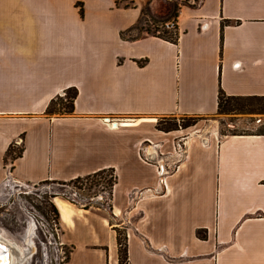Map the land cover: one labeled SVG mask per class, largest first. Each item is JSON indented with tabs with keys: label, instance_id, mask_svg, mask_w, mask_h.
I'll return each mask as SVG.
<instances>
[{
	"label": "crops",
	"instance_id": "1",
	"mask_svg": "<svg viewBox=\"0 0 264 264\" xmlns=\"http://www.w3.org/2000/svg\"><path fill=\"white\" fill-rule=\"evenodd\" d=\"M74 1L0 0V188L115 173L111 209L52 201L72 247L62 264H118L117 222L127 224L130 264H264V134L196 131L165 153L168 134L182 131L154 125L213 116L219 92L264 96V0L179 4L176 42L121 37L149 0H77L83 14ZM67 88L73 112L46 114ZM128 117L137 118L110 126ZM18 141L23 155L5 163ZM163 199L162 241L146 223Z\"/></svg>",
	"mask_w": 264,
	"mask_h": 264
},
{
	"label": "rangeland",
	"instance_id": "2",
	"mask_svg": "<svg viewBox=\"0 0 264 264\" xmlns=\"http://www.w3.org/2000/svg\"><path fill=\"white\" fill-rule=\"evenodd\" d=\"M154 1V0H153ZM157 4L163 3L164 6L167 4L171 6V16L174 15L176 10L177 3L181 4H192L193 2H198L200 0H155ZM77 5L80 4V1H74ZM152 3V2H151ZM135 5V4H134ZM81 6V4L79 5ZM158 6L149 5V1L144 4L141 9V14L138 20L139 30H134L132 35L139 34L142 29L149 28L152 26V18L156 17V14L153 12V8ZM169 15V14H168ZM167 15V16H168ZM159 18V17H157ZM136 22V23H137ZM142 28V29H141ZM129 35V33L127 34ZM126 35V36H127ZM69 95V94H68ZM57 103L54 105L56 109H60V105ZM54 115H63L60 113ZM137 117H128L126 120H134ZM123 119V118H122ZM176 124L177 129L174 131H182L180 133H175L176 136L168 134V138L172 139L167 142L164 146V152H168V148H175L176 140H180L184 136L189 134V137L197 131V134L204 138L207 134L212 133H248V132H259L264 133V113L259 112H242V111H231V112H222L217 111L213 116L207 117H189V116H168L163 118L155 119V127L163 128L168 124ZM188 126H184L188 124ZM166 132V131H165ZM169 133V131H167ZM164 133V132H163ZM164 135V134H163ZM20 141V140H19ZM17 144V148L21 147V142ZM181 144V143H178ZM184 147L185 144H184ZM142 151V145L139 144V152ZM142 153H144L142 151ZM187 153V152H186ZM144 156V154H143ZM144 160V157H143ZM110 174L114 172L112 170H105V173L102 176L106 179L110 178ZM160 172L157 168V179L160 181ZM199 184H205V178L203 175L196 177ZM200 178V179H199ZM105 180H102L101 183L94 184L92 188H89L88 184H81L80 182H62V181H42L35 184H30L32 187L29 189H19L13 188V194L10 196L0 197V237L15 243L20 250L21 256H25V259L21 261V264H62L68 261L72 247L70 245H64L61 237L60 220H54V215L50 213L49 208L51 203H53V198L59 197L64 198L67 201L88 204V207L92 205H103L109 209L110 197L108 194V189L106 187ZM122 181V179H121ZM165 184V179H164ZM163 184V185H164ZM166 185V184H165ZM134 191L133 193H138L142 188H136L135 186L129 189ZM74 191L77 194L76 200H70L69 193ZM98 192L103 193L108 196L103 201H95L94 196ZM107 193V194H106ZM144 193V192H142ZM141 193V194H142ZM129 196V195H128ZM54 204V203H53ZM155 212L150 215L149 220L146 223V230H148L153 237L163 241V228H164V211H165V199L161 200L160 203L154 204ZM111 209V207H110ZM35 222V227L30 233V239L32 242H28L27 225L29 220ZM112 221H115L112 219ZM119 223L118 228L127 226L124 222ZM197 233V232H196ZM207 232L204 234L206 236ZM198 236V234H197ZM26 239V240H25ZM84 251L82 248L77 247L75 251V260H82Z\"/></svg>",
	"mask_w": 264,
	"mask_h": 264
},
{
	"label": "trees",
	"instance_id": "3",
	"mask_svg": "<svg viewBox=\"0 0 264 264\" xmlns=\"http://www.w3.org/2000/svg\"><path fill=\"white\" fill-rule=\"evenodd\" d=\"M149 0V5L152 6V3L155 1ZM152 2V3H151ZM114 3L116 6H122L123 8H129L134 7V2L132 0H114ZM168 4V3H167ZM165 5L160 12H158L156 9H153L154 14H156V17L152 18V26H149V28H144L141 30L140 35L135 34L131 35V38H135L141 35H154L158 38L176 42L177 38L179 36L178 27L175 25L171 29H167L164 26V23L170 20H173L174 22H177L178 19V8L179 4L176 5V10L174 11V15L170 17L172 8L169 5ZM77 5V4H76ZM80 5V4H79ZM77 5V6H79ZM80 13L83 14L82 5L79 7ZM169 14V15H168ZM168 15V16H167ZM159 17V18H157ZM141 18V17H140ZM140 21V19L138 20ZM139 30V24L138 22L133 25L132 29L127 30L126 32L121 33V37L125 38L126 35L130 31ZM132 31V32H133ZM130 36V35H129ZM64 96L57 95L55 98L51 100V102L48 103L45 113L49 116H52L53 114L60 113V114H71L74 110V101L76 97V90L74 88L72 89H66ZM69 94V95H68ZM59 100L60 109H56L54 105ZM217 111H222L224 113L231 112V111H242V112H259L264 113V96L260 95H252V96H242V95H234V96H226L223 92L218 93V107ZM188 124H185L184 126H188ZM157 128V127H156ZM161 131H174L177 129L176 124H168L164 126L163 128H157ZM259 133V132H258ZM264 134V133H259ZM21 155H23V146L18 149L16 143H11L6 153L4 154L3 160L5 163L12 162L15 159L19 158ZM105 173V170L103 171H97L93 174H89L86 176H78L74 178L73 180L68 181V183L72 182H80L81 184H88L89 188H92V186L98 183H101L102 180H105V178L102 176V174ZM65 182V181H62ZM66 183V182H65ZM106 187L108 189V194L111 199V192L113 189V185L115 183V177H113V174H110V178L105 180ZM111 205H109V208ZM84 208H88V204H84ZM49 211L51 214L54 215V220L59 221L60 215L57 210V207L51 203ZM116 233V240H117V251H118V264H130V260L128 257V251H127V233L126 229L124 227L118 228L117 226L113 227ZM197 234L199 238L205 239V232L204 230H198Z\"/></svg>",
	"mask_w": 264,
	"mask_h": 264
},
{
	"label": "built area",
	"instance_id": "4",
	"mask_svg": "<svg viewBox=\"0 0 264 264\" xmlns=\"http://www.w3.org/2000/svg\"><path fill=\"white\" fill-rule=\"evenodd\" d=\"M177 25V22H174L173 20H170V21H167V22H165L164 23V26L167 28V29H171V28H173L175 25ZM65 95V92H63L62 94H61V96H64ZM127 121H125L124 119H118V120H115V121H112V122H110V126L111 127H113V128H115L117 125H119V126H122V125H124L125 123H126ZM185 139H183V138H180V140H178V141H176V142H178V143H181L180 144V147H184V144H185ZM17 144H19L18 142H17ZM179 146V145H178ZM179 152H181V151H179ZM160 170V174L162 175L163 174V172H164V170H163V167L162 168H160L159 169ZM162 172V173H161ZM32 186L30 185V183H20V182H17V181H15V182H13L12 181V184H10V181H9V179L8 180H6V181H4V184H3V186L0 188V197H2V196H10V195H12L13 194V192H12V190H13V188L15 189V188H19L20 190L21 189H29V188H31ZM107 194V193H106ZM77 196V194L74 192V191H71L70 193H69V199L70 200H76V197ZM105 195V192H103V193H100V192H98V194L96 195V196H94L93 197V199H96V200H100V201H103L104 200V198L106 199V197L108 198V196H106Z\"/></svg>",
	"mask_w": 264,
	"mask_h": 264
},
{
	"label": "water",
	"instance_id": "5",
	"mask_svg": "<svg viewBox=\"0 0 264 264\" xmlns=\"http://www.w3.org/2000/svg\"><path fill=\"white\" fill-rule=\"evenodd\" d=\"M154 4L155 1L152 5ZM25 256L26 255L23 257L21 256L20 250L15 243H11V241L0 237V264H21V261L25 259Z\"/></svg>",
	"mask_w": 264,
	"mask_h": 264
},
{
	"label": "bare ground",
	"instance_id": "6",
	"mask_svg": "<svg viewBox=\"0 0 264 264\" xmlns=\"http://www.w3.org/2000/svg\"><path fill=\"white\" fill-rule=\"evenodd\" d=\"M53 201H55V203L57 204V205H59L60 207H62L64 204V202H63V200L61 199V198H59V197H55L54 198V200ZM35 222L31 219V220H29V224L27 225V233H26V235H27V237H25L26 239L28 238V242H26V243H31L32 242V240L30 239V237H31V235H30V233L32 232V229L35 227ZM4 238V237H3ZM25 239V240H26ZM23 257V256H22ZM14 261V260H13ZM14 264V263H13Z\"/></svg>",
	"mask_w": 264,
	"mask_h": 264
}]
</instances>
